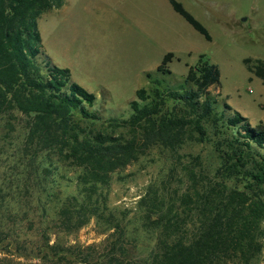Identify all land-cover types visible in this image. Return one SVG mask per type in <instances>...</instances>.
<instances>
[{
  "label": "trees",
  "instance_id": "trees-1",
  "mask_svg": "<svg viewBox=\"0 0 264 264\" xmlns=\"http://www.w3.org/2000/svg\"><path fill=\"white\" fill-rule=\"evenodd\" d=\"M169 2L195 30L207 40L212 39L206 26L181 2ZM63 3L0 0V122L6 120L5 128L0 123V162L7 168L0 170V236L5 231L6 235L13 233L6 219L13 222L19 217L17 207H25L27 213L21 219L31 223L28 212H37L43 234L48 229L43 223L74 231L94 217L106 225V230L116 229L111 254L126 255V232L110 210L103 189L110 185L113 173L125 169L152 145L172 149L179 145L188 120L176 112L178 109L189 114V124L201 137L208 133L204 123L217 128L221 122L236 146L213 179L206 181L195 173L179 202L168 204L153 191L141 198L147 207L144 225L155 229L157 235L146 263L252 264L264 244V129L253 127L227 102L218 108L219 100L211 95L209 87L219 83L220 70L201 54L198 63L189 66L181 87L162 88L155 80L149 90L137 91L138 100L131 103L132 115L121 122L131 129L129 137L96 130L92 126L103 119L95 108L96 95L74 82L68 68L51 62L39 31L42 13ZM173 57V52L166 53L159 70L170 72L167 64ZM244 63L264 84V60L248 57ZM14 111L27 117L23 140L4 158L5 145L1 142L15 130L10 121ZM55 159L81 170L76 176L77 193L53 202L49 221L48 200H42L35 190L46 189L52 181L49 177L51 169L57 167ZM251 160L258 165L257 170L255 166L247 168ZM44 161L49 165L45 166ZM241 173L254 179L261 194L248 195L228 186L226 179ZM47 197L51 201L53 194ZM110 257L120 261L115 255Z\"/></svg>",
  "mask_w": 264,
  "mask_h": 264
},
{
  "label": "rangeland",
  "instance_id": "rangeland-1",
  "mask_svg": "<svg viewBox=\"0 0 264 264\" xmlns=\"http://www.w3.org/2000/svg\"><path fill=\"white\" fill-rule=\"evenodd\" d=\"M177 1L206 26L211 40L177 13L169 0H64L62 6L42 13L38 19L44 50L54 65L68 68L74 82L96 95L95 108L103 119L92 127L114 137L132 133L121 122L132 115L131 103L138 100L139 89L149 90L155 80L162 88L181 87L189 66L197 64L201 54L220 70L219 83L209 87L219 100L218 108L227 102L253 127L264 129V84L244 63L248 57L264 60V0ZM170 51L174 53L167 64L170 72H162L158 67ZM176 112L188 120L179 145L173 149L152 145L125 169L113 173L110 185L103 189L110 210L126 232V255L111 254L116 229L106 230V225L94 217L74 231L43 223L48 228L43 234L37 212H28L31 223L21 219L27 213L25 207H17L19 217L13 222L6 219L13 233L6 235L5 231L0 236V264H147L157 235L155 229L144 225L147 207L141 198L153 191L168 204L179 202L195 173L200 179H213L236 146L221 122L217 128L204 123L208 133L201 137L189 124V114ZM12 114L15 130L1 142L5 145L4 158L23 140L26 125L25 115L17 111ZM109 119L116 120L109 123ZM5 122H0L2 128ZM55 162L48 187L35 190L42 200H48L49 221L52 203L77 193L76 176L81 170ZM0 164L4 172L7 168ZM44 164L49 165L47 161ZM254 166L251 160L247 168ZM255 167L257 170L258 165ZM226 180L229 187L248 195L261 194L254 179L245 173ZM47 194H53L51 201ZM261 226L264 228V218ZM112 255L120 261L111 260ZM252 264H264V244Z\"/></svg>",
  "mask_w": 264,
  "mask_h": 264
},
{
  "label": "crops",
  "instance_id": "crops-1",
  "mask_svg": "<svg viewBox=\"0 0 264 264\" xmlns=\"http://www.w3.org/2000/svg\"><path fill=\"white\" fill-rule=\"evenodd\" d=\"M262 122H264V121H262Z\"/></svg>",
  "mask_w": 264,
  "mask_h": 264
}]
</instances>
